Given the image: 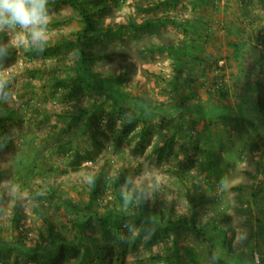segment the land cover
Here are the masks:
<instances>
[{
    "label": "rangeland",
    "instance_id": "rangeland-1",
    "mask_svg": "<svg viewBox=\"0 0 264 264\" xmlns=\"http://www.w3.org/2000/svg\"><path fill=\"white\" fill-rule=\"evenodd\" d=\"M166 1L161 9L147 10ZM217 1L105 0V10L89 7L103 30L100 39L94 38L104 43L98 49L105 53L96 71L113 76L117 88L124 83L123 89L153 106L185 109L171 122L145 116L152 133L143 144L140 128L123 132L129 115L111 104L98 111L105 98L72 80L71 45L56 48L63 39L73 41L84 26L70 6L49 5L52 31L43 50L27 42L21 46L12 32H0V50L11 51L0 61V112L9 130V144L0 150V264H41L37 244L39 233L46 231L45 208L52 207L66 231H72L73 216L66 206L36 201L34 195L54 188L80 204L82 187L100 171L112 176L125 171L150 210L139 218L128 211L125 219L94 218L96 233L89 230L81 244L69 234L51 264H264V125L255 113L259 103L264 115V0ZM155 17L174 21L139 40L109 34V28L131 20L141 25ZM199 42L205 52L188 53ZM171 45L186 56L179 51L175 59L169 57ZM254 55L262 67L257 73L251 67ZM195 59L199 72L190 85ZM217 61L222 69L210 73L208 67ZM204 69L208 72L201 73ZM223 78L228 96L226 90L209 92ZM228 103L237 111L232 120L207 118L213 108ZM239 103L246 109L243 114ZM166 134L176 138L174 155L158 160L153 150ZM99 141L100 153L95 148ZM87 152L95 158L84 161ZM16 209L30 235L20 251L4 245L13 241ZM154 210L164 215L163 223L149 218ZM105 211L102 204L99 212ZM178 221L182 224L171 226ZM192 223L201 230H192ZM217 223L227 233L231 251L224 248Z\"/></svg>",
    "mask_w": 264,
    "mask_h": 264
},
{
    "label": "trees",
    "instance_id": "trees-1",
    "mask_svg": "<svg viewBox=\"0 0 264 264\" xmlns=\"http://www.w3.org/2000/svg\"><path fill=\"white\" fill-rule=\"evenodd\" d=\"M226 1L228 2V0H225V2ZM169 2L170 1H166V3L162 2L158 5L149 6L147 10L151 11L155 9H161L162 7L166 6V4ZM222 2V0L217 1V3H219L220 5L223 4ZM105 3V0H49V5L66 4L70 6L79 16H81L82 21L84 23L83 28L76 33V36L73 41L63 39L60 43H58V45H56V48H70L69 46L71 45L70 49H72L71 53L74 58L73 65L69 69L72 70L73 75H75V79L72 80L75 81L76 84H79V86L85 92L92 93L93 95H100L105 98L104 101H102V103H100V106L97 108L98 111L99 109L104 108L106 105L111 104L113 107H116L120 111H123L124 113L129 115L128 119L130 120V122H127L125 124L123 132L125 133L131 131L134 128H140V131L138 132V137L140 138V143L143 144L145 143L146 139L151 136L152 133V127L149 125V121L144 120L145 116L154 115L159 118H162L163 122H171L172 120L178 118L181 112L185 109L183 107H178L175 105L153 106L146 99L138 95H132L131 93L123 89L124 83H122L120 87L117 88L114 85V80L112 79L113 76L106 75L100 71H96L95 67L98 65V61H101L103 59L105 53H101V50L98 49V44L102 45L104 43L94 38L96 37L100 39L103 30L99 26L98 21L96 19L91 18L92 13H90L89 7H94V10H98L101 8L105 10L106 6H101V4L104 5ZM140 10L143 11L145 10V8H140ZM144 12H146V10ZM173 21L174 20L169 19V17H155L148 19L145 23H142L140 25L135 20H131L127 24H123L114 28H109V34H115L116 36H119V38L129 36V38H132V40H139L141 34L149 35L153 33V31L157 28H163L173 24ZM207 41L208 38H205L204 42ZM193 42L196 43V39H194ZM167 49V51L169 52V57L171 56L173 59L176 58L175 54L179 53V51L180 53H184V57L186 56V53L183 52L182 48V50L179 49V51H174V46L171 45ZM200 49H204V44H202L201 42L194 45L192 43V46L189 49L187 48L188 53H193L194 56L196 52L200 51ZM203 52H205V50H203ZM10 53V50H0V61L6 60ZM196 59L199 60L200 58L197 57ZM196 59L192 61V65L190 66L191 76H194L195 79H190L189 83L196 82V76H198L199 71H197L196 69ZM214 64L215 67H213L212 65L208 67V69H210V73H217L219 70L222 69L220 67V61H217ZM257 64L258 63L255 62L253 63V65H251V67L256 69V73L258 72V70L262 69V67L259 66V64L257 66ZM207 72V69H204L201 73ZM248 78L249 81V75ZM250 83L251 82H245V85H250ZM191 84L192 83H190V85ZM228 87L229 86L227 84L226 79L223 78L215 82L214 85H210L209 92L215 93L217 91L226 90V93H224V95H227L230 92H228ZM192 102L195 101L192 100ZM229 104L230 103L223 105L219 109L213 108L210 114L206 115L207 118L210 121L212 119L214 122L219 116H224L225 119L228 118L229 120H232L230 119V116L235 115L237 111H233V107ZM236 106L237 109H239V113L243 114L244 112H246V109L242 105V103H239V106ZM256 106L257 107L255 109V113L257 114V116H259V118H261V122H258L259 119L257 122L263 127L264 115L261 113V107L259 103H257ZM82 110L83 111L81 112V115H86V113L88 112L87 109ZM94 114H96V112ZM81 115L77 118V120L81 118ZM257 116L254 115V117ZM4 120L5 115L0 112V150L5 146H8L9 144V139L7 137L9 134V130L8 126L3 123ZM124 133L121 137L125 136ZM161 137L162 139L160 143H158L153 150V154L157 157L158 160H163L166 157L173 156L174 149L177 144L176 138L174 136L170 137L166 134L165 136L162 135ZM119 138L120 136L118 137V139ZM95 140L97 139L95 138ZM98 144L99 145L95 148H97L98 153H100V148L102 147V145L100 141ZM87 154L88 156L84 158V161L92 160L95 158V153L87 152ZM211 156L212 155H210V157ZM209 169L211 176L216 174L213 167H210ZM125 173L126 172L123 171L118 173L116 176H112L110 174H107L105 171H100L99 174H93L90 177V182L86 183L81 189L86 199L82 195L80 204H77L74 201L67 199L54 188H49V192L47 193H36V195H34V199L36 201H42V199H49L53 200V202L55 203H59V205L66 206L67 211H69L73 216L71 217L72 219L70 221L73 227L72 231H66L68 230L67 226L63 225L60 227V225L57 223L56 216L50 209L52 207L48 205L49 207L45 208L42 216L45 221L46 231H41L39 233V240L41 241L39 245L37 244V251L44 258L41 264H51L54 261V259L61 252V245L64 244V242H69V234H75V236L79 238L78 240L81 244V242L86 239L89 230L91 232L96 233V230L92 227V220L94 218L99 220V216L101 217L100 219H104V217L109 218L114 216L117 219H125L127 218V211L132 213V216L134 215L139 218V216H141L142 214H146L147 211L150 210L147 205L146 199H144V194L141 195V197L138 196L136 189L133 188L132 184L127 181L128 179L125 177ZM102 204L104 210H106L105 213L99 212V208ZM118 204L120 207H118ZM72 210H81L84 211V214L79 215L78 213V215H75V212ZM23 217L24 216L21 214V211H19V209H16L12 220V229L14 237L13 241L10 243L11 246L9 243H2L6 246L7 250L8 247H13V249L20 251L24 248L26 249L28 246L27 242H29L30 235L25 234V231L23 229L21 223ZM149 218L151 220H157L162 223L165 221L164 215H159L157 213V210H154V212L150 215ZM170 224L171 226H175L181 225L182 222H170ZM188 225L194 231L201 230V228H198L195 223ZM215 230L219 232V236L221 237V242L224 245V248H227L228 251H231L230 247L227 246L229 241L227 233L222 231L219 223H217ZM64 231H66L67 235L64 233ZM88 241L92 245L96 244V242L93 240L88 239ZM43 244H46V246L44 247ZM106 244L108 243L106 242ZM111 249L112 251L114 250L113 246L111 247Z\"/></svg>",
    "mask_w": 264,
    "mask_h": 264
},
{
    "label": "clouds",
    "instance_id": "clouds-1",
    "mask_svg": "<svg viewBox=\"0 0 264 264\" xmlns=\"http://www.w3.org/2000/svg\"><path fill=\"white\" fill-rule=\"evenodd\" d=\"M52 15L49 0H0V32H12L21 46L27 42L43 50L50 42Z\"/></svg>",
    "mask_w": 264,
    "mask_h": 264
},
{
    "label": "crops",
    "instance_id": "crops-1",
    "mask_svg": "<svg viewBox=\"0 0 264 264\" xmlns=\"http://www.w3.org/2000/svg\"><path fill=\"white\" fill-rule=\"evenodd\" d=\"M258 58H256V56L254 55L253 56V60H252V63H251V65H253V63H255V61L254 60H257ZM247 121V120H246Z\"/></svg>",
    "mask_w": 264,
    "mask_h": 264
},
{
    "label": "built area",
    "instance_id": "built-area-1",
    "mask_svg": "<svg viewBox=\"0 0 264 264\" xmlns=\"http://www.w3.org/2000/svg\"><path fill=\"white\" fill-rule=\"evenodd\" d=\"M223 2L225 1V0H222Z\"/></svg>",
    "mask_w": 264,
    "mask_h": 264
}]
</instances>
